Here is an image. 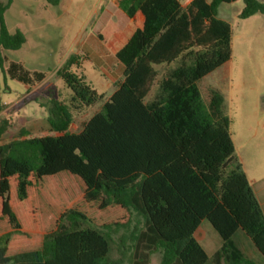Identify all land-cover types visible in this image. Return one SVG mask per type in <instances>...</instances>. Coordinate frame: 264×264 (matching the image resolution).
Wrapping results in <instances>:
<instances>
[{
  "label": "trees",
  "instance_id": "16d2710c",
  "mask_svg": "<svg viewBox=\"0 0 264 264\" xmlns=\"http://www.w3.org/2000/svg\"><path fill=\"white\" fill-rule=\"evenodd\" d=\"M236 1L191 0L186 7L178 0L115 1L133 24L107 42L123 66L116 91L81 131L71 132L73 115L104 97L72 71L79 58L70 55L56 72L70 100L53 102L47 120L56 135L21 130L0 144V264H148L156 252L158 264H258L233 237L241 231L264 257V211L235 157L223 96L200 86L231 58V27L218 18V6ZM242 1L240 19L264 15V1ZM11 2H0V69L32 88L46 75L2 54L26 42L21 30H7ZM75 197L81 202L73 204ZM44 201L59 210L55 217ZM91 207L129 218L97 226ZM133 214L145 230L116 237ZM51 219L39 247H11L13 237L39 234ZM204 220L222 241L211 256L195 238Z\"/></svg>",
  "mask_w": 264,
  "mask_h": 264
},
{
  "label": "rangeland",
  "instance_id": "374dc122",
  "mask_svg": "<svg viewBox=\"0 0 264 264\" xmlns=\"http://www.w3.org/2000/svg\"><path fill=\"white\" fill-rule=\"evenodd\" d=\"M115 1L58 0L57 4H52L48 0H12L4 21L9 33L21 30L26 42L20 49L4 50L2 54L7 62H19L25 69L43 72L46 77L38 85L28 88L8 78L0 69V102L4 105L0 112V129L4 127L0 144L12 140L21 130L32 137L56 135L47 120L53 102L68 104L70 100L71 91L56 73L70 55L79 58L72 71L83 75L87 83L104 97L82 113L73 115L71 132L81 131L87 120L116 91L123 79V66L107 42L114 33L130 32L133 24L117 8ZM179 1L185 3L186 0ZM0 2L7 3V0ZM243 6L242 0L218 6V18L231 27V58L202 80L200 86L208 83L223 96L222 110L230 121L235 157L241 163L252 190L260 197L258 189L264 187V15L240 19ZM156 89L154 86L150 97ZM62 175L69 177L66 173ZM76 197L71 201L73 204L80 201ZM51 206V201H44L43 209L53 211ZM58 212L54 209L53 216ZM89 214L97 226L125 222L129 218V215L114 210L101 213L95 207H91ZM131 219L130 227L120 229L116 237L129 235L135 227L145 230L142 217L133 214ZM51 220L39 234L13 237L11 247L15 251L39 247L43 234L54 227ZM195 236L208 256L222 244L218 233L206 220L201 222ZM233 241L249 259L264 264V257L241 231L234 235ZM111 255L114 259L119 257L115 250ZM160 259V252L153 253L148 264H158Z\"/></svg>",
  "mask_w": 264,
  "mask_h": 264
},
{
  "label": "crops",
  "instance_id": "0c3cea01",
  "mask_svg": "<svg viewBox=\"0 0 264 264\" xmlns=\"http://www.w3.org/2000/svg\"><path fill=\"white\" fill-rule=\"evenodd\" d=\"M178 1H179V0H178ZM190 1H191V0H186L185 3H181V2L179 1V3H180V5H181L182 7H186ZM69 130H70V128H69ZM245 174H246V173H245ZM246 176H247V175H246ZM247 178H248V177H247ZM248 181H249V180H248ZM249 183H250V182H249ZM254 193H255V195H256L258 201H259V204H260V206H261V208H262V211H264V187H260V188L258 189V193L260 194V197L257 195V193H256L255 191H254ZM195 238H196V236H195Z\"/></svg>",
  "mask_w": 264,
  "mask_h": 264
}]
</instances>
